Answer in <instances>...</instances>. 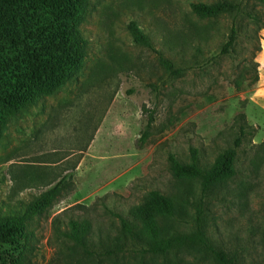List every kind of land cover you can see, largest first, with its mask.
Here are the masks:
<instances>
[{
  "label": "rangeland",
  "instance_id": "rangeland-1",
  "mask_svg": "<svg viewBox=\"0 0 264 264\" xmlns=\"http://www.w3.org/2000/svg\"><path fill=\"white\" fill-rule=\"evenodd\" d=\"M214 1L88 0L81 74L22 110L0 138V212L20 211L65 175L71 183L28 226L30 264H51L56 256L55 216L106 227L114 219L108 211L125 215L151 190L177 200L183 221L170 225L191 231L199 185L173 178L168 156L189 163L194 149L199 165L209 167L232 146L241 113L253 137L238 149L237 175L205 198L206 232L216 246L236 253L239 264H264V0H230L239 11L215 18L191 12L190 3ZM130 22L179 74L132 42ZM232 26L236 41L222 53ZM150 115L148 137L138 147ZM73 179L83 183L81 196L95 191L81 199ZM103 179L116 181L103 186ZM76 204L84 208H70ZM9 255L17 253L0 245V264ZM145 262L217 264L194 250Z\"/></svg>",
  "mask_w": 264,
  "mask_h": 264
},
{
  "label": "trees",
  "instance_id": "trees-1",
  "mask_svg": "<svg viewBox=\"0 0 264 264\" xmlns=\"http://www.w3.org/2000/svg\"><path fill=\"white\" fill-rule=\"evenodd\" d=\"M87 8L88 0H0V138L22 110L79 77L88 47L80 30ZM190 9L199 18H215L237 13L239 5L230 0H216L210 4L190 3ZM127 30L134 44L157 55L166 72L179 74L137 23L130 22ZM236 35L232 26L222 53H229ZM152 122L150 115L140 131L138 147L148 137ZM234 123L237 135L232 146L222 150L209 167L199 165L194 149H190L189 163L168 156L173 178L197 181L199 185L191 231H180L170 225L183 221L177 200L151 190L125 215L108 211L114 219L106 227H94L86 217H68L63 222L62 216H55L51 225L57 250L51 264H146V258L185 250L201 251L213 257L217 264H239L236 253H229L211 241L204 218L205 198L237 175L238 149L246 136L253 137L254 129L245 122L244 114L236 115ZM67 178V175L61 177L20 211L0 212V245H8L17 253L16 257L1 258L2 264H30L33 233L28 226L71 185ZM70 208L84 207L76 204Z\"/></svg>",
  "mask_w": 264,
  "mask_h": 264
},
{
  "label": "crops",
  "instance_id": "crops-1",
  "mask_svg": "<svg viewBox=\"0 0 264 264\" xmlns=\"http://www.w3.org/2000/svg\"><path fill=\"white\" fill-rule=\"evenodd\" d=\"M264 106V105H263ZM82 162V161H81ZM81 166V165H80ZM111 170H114V168L112 167V169ZM104 180V182H103V186H105V185H109V184H112V183H114L115 181H116V179H108L107 181H105V179H103ZM73 182H74V184L76 185V187L78 188V191H77V194L80 196V198L81 199H87L88 197H89V194H92L93 193V191H95V190H91V192H89L88 194H86V195H84V196H81L79 193H80V190L82 189V187H83V183L81 184L80 183V179H73ZM100 188H102V186L100 187Z\"/></svg>",
  "mask_w": 264,
  "mask_h": 264
}]
</instances>
